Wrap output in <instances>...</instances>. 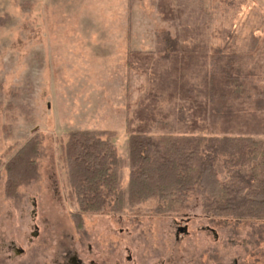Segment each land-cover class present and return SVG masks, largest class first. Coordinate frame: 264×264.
I'll return each instance as SVG.
<instances>
[{
  "label": "rangeland",
  "instance_id": "rangeland-1",
  "mask_svg": "<svg viewBox=\"0 0 264 264\" xmlns=\"http://www.w3.org/2000/svg\"><path fill=\"white\" fill-rule=\"evenodd\" d=\"M221 53L254 68L264 87V0H0V264H57L89 244L107 264L124 260L127 249L137 263L144 254L143 264H152L150 253L160 252L182 264L173 220L185 216L188 255L203 252L204 264H264V221L215 217L199 191L176 213H158L151 200L120 212L107 206L81 215L79 228L60 159L65 133L114 132L125 187L127 121L156 86L167 100L173 80L199 84ZM33 138L37 178L6 197L5 166ZM217 175L229 179L220 164ZM206 225L218 242L201 230Z\"/></svg>",
  "mask_w": 264,
  "mask_h": 264
},
{
  "label": "trees",
  "instance_id": "trees-1",
  "mask_svg": "<svg viewBox=\"0 0 264 264\" xmlns=\"http://www.w3.org/2000/svg\"><path fill=\"white\" fill-rule=\"evenodd\" d=\"M232 55L211 58L199 84L173 80L167 100L158 97L164 91L158 86L148 94L127 121L125 187L114 132L63 135L60 159L79 228L81 215L107 206L120 212L151 200L158 213H176L194 191L215 217L264 221V87L255 83L254 68ZM195 91L201 96H192ZM162 102L171 110L164 112ZM38 149L39 141L30 139L6 164V197L36 180ZM219 164L225 182L218 179Z\"/></svg>",
  "mask_w": 264,
  "mask_h": 264
},
{
  "label": "flooded vegetation",
  "instance_id": "flooded-vegetation-1",
  "mask_svg": "<svg viewBox=\"0 0 264 264\" xmlns=\"http://www.w3.org/2000/svg\"><path fill=\"white\" fill-rule=\"evenodd\" d=\"M174 227H175V233L173 237V244L174 245H181L180 250L183 254L182 256V264H204L202 257L204 256L203 252L200 253L197 257H192L188 255V249L189 247L187 244H185L188 239L190 238L188 235L190 233L189 231V225L191 223V218L189 217H182L179 221L174 219L173 220ZM35 232L33 233V237H37V227L34 228ZM202 231L208 232L212 234L213 242L216 243L219 241V237L216 233V230L211 227L210 225H206L201 228ZM185 241V243L183 242ZM183 242V243H182ZM9 248L13 250L14 254L19 256L24 254V250L22 248H17L13 242L10 243ZM154 249L158 250L159 248L155 247ZM163 249V248H162ZM92 247L89 244L87 248V253L81 254L77 251H69L65 252L64 254L60 255V258L56 261L57 264H107V258L103 257L101 254L100 256H97L91 252ZM127 256L124 260L119 261L116 260L115 264H141L137 263L136 261H133V258L131 254L129 253V250L127 249ZM153 255L152 258L153 262L152 264H172L171 254H168L163 257L161 253H150V256ZM194 255V254H193ZM102 256V257H101ZM9 262L12 261L11 256H8ZM144 254H141L142 264L145 262L144 260ZM235 263V262H234Z\"/></svg>",
  "mask_w": 264,
  "mask_h": 264
}]
</instances>
